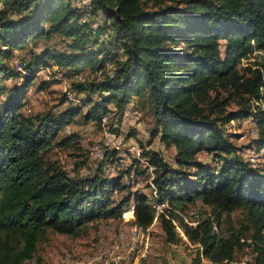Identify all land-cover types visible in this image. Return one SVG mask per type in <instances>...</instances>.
Here are the masks:
<instances>
[{
    "label": "trees",
    "instance_id": "1",
    "mask_svg": "<svg viewBox=\"0 0 264 264\" xmlns=\"http://www.w3.org/2000/svg\"><path fill=\"white\" fill-rule=\"evenodd\" d=\"M84 2L76 8L69 0H0L4 47H0V78L22 76V85L12 88L14 98L0 100V264H31L27 260L47 230L76 234L86 222L118 217L130 207V195L117 203L111 199L113 192L126 189L120 176L70 177L58 162L46 157V151L61 126L80 112L79 107L87 109V121H101L107 104L114 103L122 111L130 99L142 95L147 96L158 127L154 134L176 151V167L159 151H141L146 165L154 167L156 201L170 205L168 217L158 215L166 240L174 242L179 237L175 219L184 237L201 246L194 264H201L202 257L209 264H239L234 260L239 234L225 239L216 227L222 213L240 208L250 222L254 264H264V169L250 167L237 155L225 131L229 120L251 117L259 127L256 148H264V109L247 104L260 99L264 66L238 69L243 58L264 50V0ZM79 9L86 18H102L97 38L99 30H109L121 43L124 56L114 57L111 69L102 71L107 60L91 47H81L80 53L45 50L28 63L21 59L25 73L20 75L4 63L3 57H10L31 39L58 34L84 44L91 31L79 18ZM220 39L226 41L223 55ZM48 58L69 69L98 61L100 77L74 84L106 93L101 103L90 106L79 99L78 107L56 116L25 115L22 94L36 79L39 67L49 64ZM234 97L241 107L228 111ZM72 138L55 144L65 147ZM201 151L211 153L218 167L200 162L196 155ZM132 199L133 210L126 214L134 213V224L144 231L154 220V209L143 193H134ZM196 199L211 207L214 217L190 225L177 211Z\"/></svg>",
    "mask_w": 264,
    "mask_h": 264
},
{
    "label": "rangeland",
    "instance_id": "2",
    "mask_svg": "<svg viewBox=\"0 0 264 264\" xmlns=\"http://www.w3.org/2000/svg\"><path fill=\"white\" fill-rule=\"evenodd\" d=\"M69 1L76 8L85 4V0ZM81 11L79 9V18L87 22V30L91 31L84 44L54 34L49 39L26 41L22 48L13 50L10 57H3L2 60L8 67L15 69L13 63L15 58L28 63L45 50L56 53H80L81 47H91L94 52H100L102 57L106 58L107 62L102 71H108L113 66L114 57L120 60L124 56L121 43L114 39V32L111 33L109 30H99L101 33L97 38L95 32L102 18L94 15L86 18ZM225 43L224 39L219 40L222 55ZM0 47L4 48L2 44ZM47 62L51 73L48 76L37 75L22 94L21 111L25 115L56 116L66 109L78 107L79 99L87 100L91 106L100 104L102 97L106 96L104 92H93L74 84L76 75H81L86 81L100 77L98 61L93 66L88 64L72 67L74 70L58 65L56 60L51 58H48ZM261 64L264 66V50L255 51L243 58L238 64V69L242 70L246 66L255 68ZM21 78L22 76L13 80L0 78L1 101L14 98L12 88L22 85ZM65 88L72 90V99H68L64 94ZM235 98L228 103V111H236L241 107ZM247 104L252 108L258 106L264 109V101L256 104L249 100ZM106 108V120L102 122L97 119L87 121V109L79 107L80 112L61 126L53 146L46 151V157L58 162L73 178L100 175L113 179L120 176L121 183L126 189L113 192L111 199L117 203L122 197L130 195V207L123 210L118 217L92 219L81 226L76 234H61L47 230L45 236L36 244L32 258L27 262L31 264H194V257L197 252H201V246L181 236L176 230V227L180 228V226L175 219L172 222L179 237L174 242H168L158 215L159 213L169 215L170 205L165 206L157 215L155 212L154 206L159 202L156 201L153 188L149 184L150 178L141 151L149 149L159 151L166 162L173 167H176L174 160L176 151L174 146L164 145L159 139V134H154L158 127L151 115L147 96L133 97L122 111L118 110L114 103L107 104ZM225 131L237 147V155H240L250 167L264 169V148L258 150L254 142L259 136V127L255 119L251 117L231 119L225 124ZM67 136L74 137L67 146L61 147L55 144L59 139ZM133 146L138 147L140 156L132 152ZM95 148L100 150V157L93 153ZM196 158L211 167L216 168L219 165L207 151L199 152ZM186 171L192 172L193 169L188 168ZM134 193H143L148 197L155 217L146 230L133 237L131 228L134 225V213L126 214V212L133 210ZM177 215L190 225L214 217L211 207L200 199L186 204L180 211L178 209ZM219 225L216 227L219 237L228 239L234 233L239 234V244L234 247V260L239 264H254V242L251 238L252 231L247 229L250 222L245 211L237 208L222 213ZM262 235L264 237V229ZM14 244L18 247L17 241ZM201 264H209V262L202 257Z\"/></svg>",
    "mask_w": 264,
    "mask_h": 264
},
{
    "label": "built area",
    "instance_id": "3",
    "mask_svg": "<svg viewBox=\"0 0 264 264\" xmlns=\"http://www.w3.org/2000/svg\"><path fill=\"white\" fill-rule=\"evenodd\" d=\"M13 63H14V66H15V70L19 73V75L20 74H23V73H25V71L22 69V63H21V61L17 58H15L14 59V61H13ZM36 73V75H38V76H40V75H49L50 73H51V69H50V67L48 66V65H45V66H40L39 67V69H38V71L37 72H35ZM19 77H21V76H19ZM19 77H15L16 79L17 78H19ZM85 81V78L84 77H82L81 75H76L75 76V82H79V83H82V82H84ZM64 83L66 82L65 80L63 81ZM73 92H72V90H70V89H64V94L66 95V97L68 98V99H72V96H73V94H72ZM254 101V100H253ZM262 101H264V86H262L261 88H260V99L259 100H256V101H254L256 104H260ZM106 120V115H104L103 117H101V121L102 122H104ZM139 149H138V147H135V146H133L132 147V152L133 153H135L136 154V156H138L139 155V151H138ZM93 153L97 156V157H100L101 156V153H100V150H98V149H94V151H93ZM146 171H147V173H148V175H149V178H150V182H149V184H150V186L153 188V193L155 194V190H154V185H153V183H152V178L154 177V167L152 166V165H146ZM155 196H156V194H155ZM160 203V204H159ZM156 206H154V208H155V212H156V215L161 211H163V208L165 207V206H167L168 207V203H167V201H164V202H159ZM176 229H177V231L182 235V236H184L183 235V232H182V230L179 228V227H176ZM142 232V229L140 228V227H138V226H136L135 224L133 225V227L131 228V233L133 234V237L134 236H137V235H139L140 233Z\"/></svg>",
    "mask_w": 264,
    "mask_h": 264
},
{
    "label": "bare ground",
    "instance_id": "4",
    "mask_svg": "<svg viewBox=\"0 0 264 264\" xmlns=\"http://www.w3.org/2000/svg\"><path fill=\"white\" fill-rule=\"evenodd\" d=\"M132 235V234H131Z\"/></svg>",
    "mask_w": 264,
    "mask_h": 264
}]
</instances>
